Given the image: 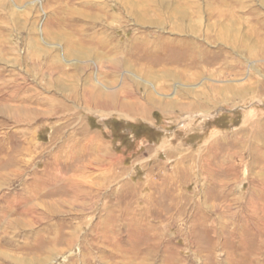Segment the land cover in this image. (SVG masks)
I'll return each mask as SVG.
<instances>
[{
    "label": "rangeland",
    "instance_id": "1",
    "mask_svg": "<svg viewBox=\"0 0 264 264\" xmlns=\"http://www.w3.org/2000/svg\"><path fill=\"white\" fill-rule=\"evenodd\" d=\"M0 264H264V0H0Z\"/></svg>",
    "mask_w": 264,
    "mask_h": 264
},
{
    "label": "crops",
    "instance_id": "2",
    "mask_svg": "<svg viewBox=\"0 0 264 264\" xmlns=\"http://www.w3.org/2000/svg\"><path fill=\"white\" fill-rule=\"evenodd\" d=\"M103 147H105L104 149H105V151L107 152V146H106V144H104V146ZM100 151H102V154L99 156L100 158L101 157H103V156H105V155H107V154H105L106 152H104V150H103V148L101 147V150ZM91 157H92V155H91ZM107 157V156H106ZM99 167H98V169H97V171H102V172H105V171H107V165H106V162L104 163V162H102V163H100L99 165H98ZM108 170H109V168H108ZM118 179V178H117ZM116 179V180H117ZM112 180H114V179H112ZM110 182H112V183H110V184H107V189L106 190H104V191H102L101 193H103V194H106V193H108L109 191H110V189H111V191L109 192V193H111L112 195H114V194H116L117 196H119V197H124L125 195H127L128 193H129V191H128V189L127 188H129L130 187V183H129V180H121V184H120V186H119V190H116V191H114L113 190V185L115 184L114 182H115V180H114V182L113 181H110Z\"/></svg>",
    "mask_w": 264,
    "mask_h": 264
},
{
    "label": "bare ground",
    "instance_id": "3",
    "mask_svg": "<svg viewBox=\"0 0 264 264\" xmlns=\"http://www.w3.org/2000/svg\"><path fill=\"white\" fill-rule=\"evenodd\" d=\"M133 109V108H132ZM137 109V108H136Z\"/></svg>",
    "mask_w": 264,
    "mask_h": 264
}]
</instances>
